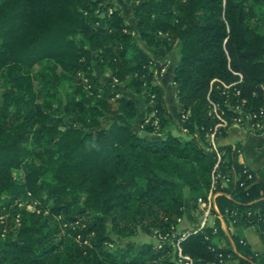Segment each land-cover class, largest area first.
Masks as SVG:
<instances>
[{
	"label": "trees",
	"instance_id": "obj_1",
	"mask_svg": "<svg viewBox=\"0 0 264 264\" xmlns=\"http://www.w3.org/2000/svg\"><path fill=\"white\" fill-rule=\"evenodd\" d=\"M132 1L138 35L112 0H0V264H186L177 227L186 198L196 209L207 199L217 161L206 143L218 122L210 100L230 119L242 101L246 113L264 108V31L249 21L264 0ZM139 39L177 52L172 80L188 138L165 131L176 120L155 78L162 65ZM95 63L110 71L107 84ZM214 79L235 84L224 93ZM119 82L155 113L143 132L127 122L138 110L110 86ZM156 131L161 138L149 135ZM221 149L230 180L219 210L228 221L237 210L239 229L262 234L264 169L248 179L232 145ZM139 232L179 234L161 247L110 248ZM232 237L243 257L219 221L180 246L193 264L231 254L236 264H264V253Z\"/></svg>",
	"mask_w": 264,
	"mask_h": 264
},
{
	"label": "crops",
	"instance_id": "obj_2",
	"mask_svg": "<svg viewBox=\"0 0 264 264\" xmlns=\"http://www.w3.org/2000/svg\"><path fill=\"white\" fill-rule=\"evenodd\" d=\"M115 5L119 6L123 10V15L127 18L129 16L130 5L124 0H113ZM128 13V16L125 14ZM129 25L133 28L134 34H137L135 29L136 22L135 18L130 17L127 19ZM139 43L142 48L156 61L160 62L165 71L157 78V82L165 88V101L168 110L173 114L176 123L174 125L168 126L165 131L166 133H172L175 135V128L182 129L183 133H186V129L182 128L179 113L181 106L177 100V85L173 82V71L174 67L178 61V56L174 51L168 52L164 47H152L146 45L143 41L139 39ZM99 77H101V70H97ZM103 83L106 81L100 78ZM119 82L117 84H110L112 88L120 90L121 94L130 96L134 99L137 105V117L135 119L127 121L130 123L137 131H141L142 124L146 119V122L155 116L154 112L149 113L147 111V104L145 96L143 94L135 93L131 89H125L121 86ZM157 120L153 121L154 125H157ZM181 131V130H180ZM164 132H154L149 134L151 137L161 138ZM187 134V133H186ZM218 145H238L241 148V154L238 156L239 162L250 170L259 172L264 169V117L261 119L260 125H257L251 118L247 119L242 125L231 124L222 134L218 135L216 138ZM257 180L263 181V177H259ZM184 215L180 219L178 224V231L185 233L188 231L199 229L202 225L203 214L199 208H194L192 202L189 198H186ZM214 216H210L206 226H215L219 221L222 229L228 235L229 241L233 246V249L237 251L234 239L232 235H237L240 239H244L246 244H249L252 250L257 253H264V237L261 231L256 226H249L245 229H239L236 225H232L230 221L221 212L214 211ZM205 228V227H204ZM154 238V237H153ZM156 241L157 238H156ZM216 242L220 245H226L225 240H221L219 237L216 238ZM238 255L243 257L244 255L237 251ZM232 264H236L238 260L236 258L229 259Z\"/></svg>",
	"mask_w": 264,
	"mask_h": 264
},
{
	"label": "built area",
	"instance_id": "obj_3",
	"mask_svg": "<svg viewBox=\"0 0 264 264\" xmlns=\"http://www.w3.org/2000/svg\"><path fill=\"white\" fill-rule=\"evenodd\" d=\"M112 8H109V12H112ZM165 70L163 68H161L160 70H155V78L157 79L159 76H161V74L164 72ZM241 80H242V75L240 74ZM214 82H220L223 85L224 88V93L226 92L227 89H229L231 86H233L235 83H231V84H225L224 82H222L219 79H214L212 81V84H214ZM240 92L237 91V95ZM211 113L216 116L218 118V122L215 124V126L213 128H211L207 133H206V143L208 146V149H210L211 151H214L217 155V161L216 164L213 168L212 171V175H211V186L207 195V199L204 200L203 199V208H202V214H203V221H202V225L199 227V229L196 230H192V231H188L187 234L182 235V237H178L177 241L175 243V246L177 247L178 251H179V256L182 260H185L186 264H193V260L191 257L186 256L182 253V248L180 246L181 244V240L186 238L187 236H189L191 233H196L199 230L203 229L204 227H206L207 221L210 217V215L213 213L214 211L216 212H220L218 204H217V197L222 193L220 191V186L226 185L229 182V178L224 175L221 171L220 168V162L222 161V155H223V150L221 149V147L218 145L216 138L218 135L222 134L223 130H226L231 124H235V125H242L245 123V121L249 118H251L252 120L255 121V123H257V125H260L261 119L264 117V108L259 109L258 111L255 112H249L246 113L242 110L244 101H242L241 104H238L237 106L234 107L235 113L236 115H234L232 117V119L228 118L224 111L220 110V107L218 104H216L215 102L211 101ZM189 112H185L182 113L181 115V120H185L188 117ZM148 122V121H147ZM158 124V121L156 122ZM234 150H236L238 152V154H241V148L238 145H233L232 146ZM244 172L247 174V178L248 179H253V173L249 171V169L246 167ZM251 214L250 212L248 213V215ZM231 216L232 219L230 220V223L232 225H235V223L238 221L240 215L239 212L237 210H233L231 211ZM262 221L264 222V219H262ZM264 230L262 231L263 234ZM159 240L163 241V236L160 235L159 236ZM240 242L243 244H246V241L244 239H240ZM162 244H158L159 247H161ZM233 257V254L229 255V259ZM229 259H225L224 260V264H232L230 262ZM221 262V260H220Z\"/></svg>",
	"mask_w": 264,
	"mask_h": 264
},
{
	"label": "rangeland",
	"instance_id": "obj_4",
	"mask_svg": "<svg viewBox=\"0 0 264 264\" xmlns=\"http://www.w3.org/2000/svg\"><path fill=\"white\" fill-rule=\"evenodd\" d=\"M102 2L104 4H107L109 2V0H102ZM113 3H114V1H113ZM126 3H129V2L126 1ZM130 4H131V6H130V9L128 10L130 12L129 16L133 17L134 16V7L133 6H134L135 2L131 0ZM125 14L128 16V13H125ZM130 17H127V19L130 18ZM249 21L253 25H258L260 27L259 28L260 31L263 32L264 31V8L257 7L256 14L254 15V17H251L249 19ZM173 51L177 55L176 50H173ZM96 69L97 70H101V72H102L100 78L104 77V79L106 81H109V79H110V71L108 69H103L97 63H95L94 64V72H95V74L98 75L99 73L96 72ZM98 76H100V75H98ZM115 80L117 81V79H115ZM121 84H122L121 86L124 87V84L123 83H121ZM131 91H133V90L131 89ZM180 121H181V124H183V120H181V117H180ZM111 122H112V118L108 117V118H106L104 120V125L106 127H108L111 124ZM174 133H175V135H179V136H182L184 138H188V135L186 133H183L182 131H180L178 128H175ZM14 172H15V174H18V175L20 174L19 170H15ZM202 202H203V199H200L199 203H198V208L201 211H202V208H203ZM21 205H23V204H21ZM27 208L30 209V210H34L35 209V205L34 204H28ZM210 216H214L213 213ZM177 232H179L178 229H177ZM176 234H179V233L175 232L172 236H169V234H165V236H163V241L159 240V236L153 238V236L147 235V234L142 233V232H139L136 236L126 237V238H121V237L116 236L115 237L116 241L111 243L109 246H110V248H114L115 251L119 252L122 248H127V247H130V246H133V245H135L137 248H139L145 242H153L156 245L164 244V241H168L169 238H172L173 236H176ZM185 234H187V232L181 233V236L185 235ZM156 238H157L158 241H156Z\"/></svg>",
	"mask_w": 264,
	"mask_h": 264
}]
</instances>
